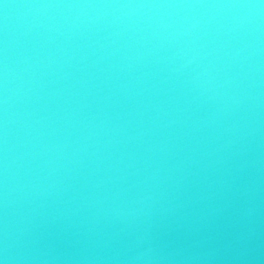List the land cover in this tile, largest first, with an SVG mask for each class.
Returning a JSON list of instances; mask_svg holds the SVG:
<instances>
[{
  "label": "water",
  "instance_id": "95a60500",
  "mask_svg": "<svg viewBox=\"0 0 264 264\" xmlns=\"http://www.w3.org/2000/svg\"><path fill=\"white\" fill-rule=\"evenodd\" d=\"M0 264H264V0H0Z\"/></svg>",
  "mask_w": 264,
  "mask_h": 264
}]
</instances>
